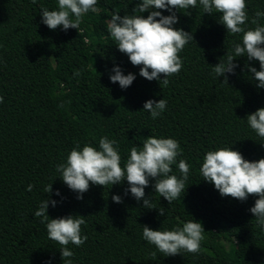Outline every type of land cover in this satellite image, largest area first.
<instances>
[{"label": "trees", "instance_id": "1", "mask_svg": "<svg viewBox=\"0 0 264 264\" xmlns=\"http://www.w3.org/2000/svg\"><path fill=\"white\" fill-rule=\"evenodd\" d=\"M138 2L98 0V12L85 14L77 30L64 31L41 23L42 9L58 10V0H0V264H63L60 245L35 217L44 199L57 202L55 208L49 204L50 219L85 217L81 235L87 241L68 245L73 264H264V230L249 211L258 197H221L200 172L205 154L220 148L239 151L249 162L264 158V139L246 120L264 108V89L245 67L259 71V62L236 57L235 75L226 73L228 85L222 84L224 77H216L212 67L242 43V34L228 33L221 14L204 13L197 0L195 8L174 10V27L194 38L179 54L182 70L168 78L167 87L148 81L119 52L106 23L115 13L133 15ZM246 4L244 27L254 30L251 20L264 12V0ZM114 67L136 76L130 87L110 82ZM150 99L167 101L155 120L143 110ZM149 136L179 142L182 154L171 175L181 176V159L190 166L185 190L171 204L155 193L151 180L145 198L151 197L155 209L144 208L130 192L125 196L127 181L90 185L78 200L56 171L77 145L99 150L102 137L117 142L123 167L131 148L142 149ZM49 184L51 194L44 191ZM114 195L123 202L114 203ZM191 220L205 230L198 254L165 257L142 238V226L170 231Z\"/></svg>", "mask_w": 264, "mask_h": 264}, {"label": "clouds", "instance_id": "2", "mask_svg": "<svg viewBox=\"0 0 264 264\" xmlns=\"http://www.w3.org/2000/svg\"><path fill=\"white\" fill-rule=\"evenodd\" d=\"M32 2L36 3V0ZM97 2L98 0H58V10L42 9L41 23L49 30H56L61 26L64 31L77 30L85 14L99 11ZM199 4L204 13L221 14L220 23L228 33L242 34V43L235 44L233 51L212 67L215 76L224 77L222 84L228 85L225 74L235 75L238 67L233 61L236 57H246L248 61L259 62V71L247 64L245 67L258 82L256 86L264 89V26L260 24L264 12L257 11L251 20L256 27L254 30H246L244 26L249 19L246 0H199ZM195 7L197 0H139L132 9L133 15L121 17L118 13L113 14L106 21L107 30L119 52L126 55L133 66L140 67L139 76L148 81H158L160 86L167 87L168 78L178 75L182 70L183 61L179 54L190 41H194L191 33L174 27L179 22L176 11ZM163 11L170 15H162ZM145 12L149 13L147 18L143 15ZM112 72L114 74L109 76L110 82L118 83L122 90L130 87L136 79L132 73L125 75L120 67H114ZM3 102L4 99L0 96V103ZM166 107V100L160 99L157 102L150 99L144 103L143 110L155 120ZM246 120L258 137L264 139V108L248 115ZM116 144L115 140L102 137L99 140V150L89 145L78 150L77 145L67 156L66 163L57 165L56 171L61 174V180L78 194V200L83 199V194L89 190L90 185L105 187L124 181L129 186L124 195L127 196L130 192L137 202L143 201V207L150 210L155 209L151 197L145 198V189L149 187L150 180L154 181L152 187L155 193L169 204L184 192L189 178L188 163L184 159L179 160V178L170 174L173 171L172 165L177 164V157L182 154L178 141L149 136L142 149L136 146L131 148L123 167ZM200 172L203 180L214 185L221 197H231L241 202L250 196L258 197L249 211L255 217L257 226L264 230V158L249 162L239 151L220 148L205 154ZM33 187L29 185L26 190L31 192ZM44 191L51 194L52 184L47 185ZM55 195H60L59 190ZM112 201L117 204L123 202L119 195L112 196ZM49 204L53 208L57 206L55 200L44 199L35 212V217L41 218V223H46L48 239L60 245L63 264H73L74 253L68 245L81 247L87 241V236L81 235L85 217L69 215L50 219L47 214ZM159 214L164 215L163 208L159 210ZM142 228V238L165 257L180 255L182 252L198 254L205 232L202 224L194 220L170 231L152 230L146 225ZM151 256L157 258V252H152Z\"/></svg>", "mask_w": 264, "mask_h": 264}]
</instances>
